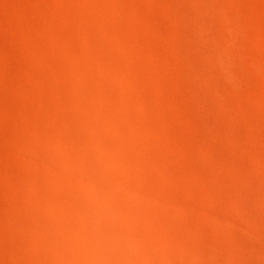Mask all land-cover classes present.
Here are the masks:
<instances>
[{
    "label": "clouds",
    "instance_id": "1",
    "mask_svg": "<svg viewBox=\"0 0 264 264\" xmlns=\"http://www.w3.org/2000/svg\"><path fill=\"white\" fill-rule=\"evenodd\" d=\"M0 264H264V0H0Z\"/></svg>",
    "mask_w": 264,
    "mask_h": 264
}]
</instances>
